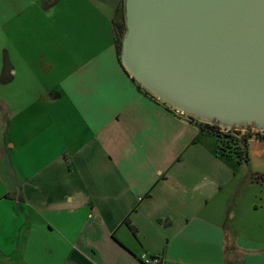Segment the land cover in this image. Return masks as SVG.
<instances>
[{
  "label": "crops",
  "instance_id": "obj_1",
  "mask_svg": "<svg viewBox=\"0 0 264 264\" xmlns=\"http://www.w3.org/2000/svg\"><path fill=\"white\" fill-rule=\"evenodd\" d=\"M20 3L0 9V264H264V139L239 163L140 87L122 0H33L19 34Z\"/></svg>",
  "mask_w": 264,
  "mask_h": 264
},
{
  "label": "water",
  "instance_id": "obj_2",
  "mask_svg": "<svg viewBox=\"0 0 264 264\" xmlns=\"http://www.w3.org/2000/svg\"><path fill=\"white\" fill-rule=\"evenodd\" d=\"M120 59L161 102L264 130V0H125Z\"/></svg>",
  "mask_w": 264,
  "mask_h": 264
},
{
  "label": "rangeland",
  "instance_id": "obj_3",
  "mask_svg": "<svg viewBox=\"0 0 264 264\" xmlns=\"http://www.w3.org/2000/svg\"><path fill=\"white\" fill-rule=\"evenodd\" d=\"M7 1L8 0H0V9L2 8L1 7L2 6V3L5 4ZM30 1L32 2L33 0H21L20 6H17V7H20L19 34L22 32V27H25V25H27L26 23L28 21H30V19H32L33 15H34V11H31V9H27L25 11L24 8H23ZM124 6H125V0H124V3L120 7L118 21L116 23L117 24V29L121 25L124 28V36L121 39L122 40V50H121V52L123 51V40H124V38L126 37V34H127V27H126V23H125L126 18H125V8H124ZM14 9H13L12 4H10V9L8 11L9 12V15L8 16H12L13 13H15ZM4 21H2L1 15H0V25L1 24L2 25L5 24V27L2 29L3 34L0 35V49L2 47H4V46L8 47V46L14 45V43H13V37L11 35L14 33V30L13 29H15V25H13V22H4ZM22 21H23V24H21ZM10 92L12 93V89H11ZM16 92H17V90L15 89V97H16ZM0 93L1 94H4L1 91H0ZM6 94H8V91L6 92ZM214 124L216 125L217 128L220 127L218 124H216V123H214ZM236 129H238V130L237 131H234V133H236V134L233 135V136H236V137H242L244 134H246L248 132L247 130H249L248 133H251V134H259L260 136H262V135L264 136V130L261 129V128H256V127H248L247 128V127H244V126H240V127H237ZM245 129H247V130H245ZM226 133H230V132H226ZM230 135H232V134H230ZM228 144L232 148L239 147V148L244 149L243 142H241L240 139L232 138V136H229V138H228Z\"/></svg>",
  "mask_w": 264,
  "mask_h": 264
},
{
  "label": "trees",
  "instance_id": "obj_4",
  "mask_svg": "<svg viewBox=\"0 0 264 264\" xmlns=\"http://www.w3.org/2000/svg\"><path fill=\"white\" fill-rule=\"evenodd\" d=\"M122 2L124 3V0H122ZM115 34H116L115 44H116V48L118 50L117 53L120 56V52L122 50V40L121 39L124 36V28L122 27V25L120 27H118V29H117V24H116ZM198 125H200L201 129H203V130H210L211 132H213L216 135V137L220 140L221 147L218 149L219 153H221L223 155L231 156V157L235 158L239 163L247 162L248 158H247V151L246 150H247V141L249 138H251L252 136H255L257 138L264 139L263 135L260 136L259 134H251V133H246L242 137H236V136H233L235 134L230 135V134H232L231 132L225 133V132L220 131L219 128H217L214 123L212 125H209L206 123L205 124L199 123ZM229 136H232V138L240 139V141L243 142V144H244V149L239 148V147L232 148L231 146H229V144H228Z\"/></svg>",
  "mask_w": 264,
  "mask_h": 264
},
{
  "label": "built area",
  "instance_id": "obj_5",
  "mask_svg": "<svg viewBox=\"0 0 264 264\" xmlns=\"http://www.w3.org/2000/svg\"><path fill=\"white\" fill-rule=\"evenodd\" d=\"M161 103L164 106H166L174 116H176L178 118H181V119H185L186 121H188L190 123H195V124H199V123L205 124L206 123V124H209V125H212L213 124L212 122L202 121L201 119L196 118V117H194L192 115H189V114L185 113L182 110H179L177 108L171 107L168 104H165L163 102H161ZM219 130L222 131V132H225V133L226 132H231L232 135H233V134H236V133H234V131H237L238 129H236V128H233V129L232 128H225V127H221L220 126L219 127ZM245 130H247V129H245ZM247 131L249 132V130H247ZM142 263L143 264H161V259H160V256H153V257H148V258H142Z\"/></svg>",
  "mask_w": 264,
  "mask_h": 264
}]
</instances>
